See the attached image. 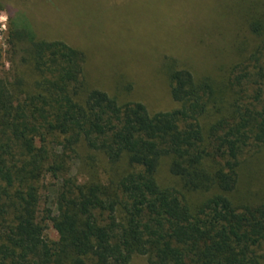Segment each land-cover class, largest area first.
Masks as SVG:
<instances>
[{"label":"trees","instance_id":"obj_1","mask_svg":"<svg viewBox=\"0 0 264 264\" xmlns=\"http://www.w3.org/2000/svg\"><path fill=\"white\" fill-rule=\"evenodd\" d=\"M243 20L251 48L220 79L168 63L178 106L155 112L87 88L78 49L14 32L35 78L0 77V264H261L264 10ZM80 145L105 156L106 182L92 167L78 181Z\"/></svg>","mask_w":264,"mask_h":264},{"label":"rangeland","instance_id":"obj_2","mask_svg":"<svg viewBox=\"0 0 264 264\" xmlns=\"http://www.w3.org/2000/svg\"><path fill=\"white\" fill-rule=\"evenodd\" d=\"M251 7L264 10V0H0V77L12 85L20 68L25 80L35 78L22 61L28 42L13 36L23 29L37 40L63 41L82 52L87 88L119 103L141 102L152 112L171 110L178 103L165 66L174 62L195 75L223 77L224 67L244 52L238 49L247 51L253 44L243 20ZM77 150L73 173L78 181H87L92 167L106 182L105 156L83 145ZM165 180L159 176L161 183ZM56 183L50 175L42 180L40 212L51 206ZM45 234L57 239L50 223ZM127 264L150 263L144 255H133Z\"/></svg>","mask_w":264,"mask_h":264}]
</instances>
